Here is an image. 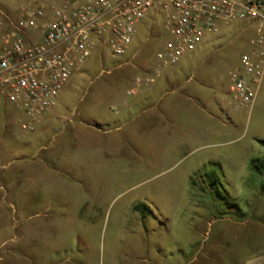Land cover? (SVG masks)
I'll return each instance as SVG.
<instances>
[{"label":"rangeland","instance_id":"374dc122","mask_svg":"<svg viewBox=\"0 0 264 264\" xmlns=\"http://www.w3.org/2000/svg\"><path fill=\"white\" fill-rule=\"evenodd\" d=\"M164 19L150 10L122 56L96 48L45 128L0 104V171L16 176L0 179V264H264V78L250 109L229 92L253 30L223 26L155 74Z\"/></svg>","mask_w":264,"mask_h":264},{"label":"built area","instance_id":"2783aa9c","mask_svg":"<svg viewBox=\"0 0 264 264\" xmlns=\"http://www.w3.org/2000/svg\"><path fill=\"white\" fill-rule=\"evenodd\" d=\"M152 9L165 13L170 34L155 53V74L223 26L252 28L249 50L229 73V92L236 109L253 106L264 77V0H51L16 14L0 8V104L12 105L20 128L33 131L94 50L126 54Z\"/></svg>","mask_w":264,"mask_h":264},{"label":"crops","instance_id":"0c3cea01","mask_svg":"<svg viewBox=\"0 0 264 264\" xmlns=\"http://www.w3.org/2000/svg\"><path fill=\"white\" fill-rule=\"evenodd\" d=\"M36 1L37 2L40 1V2H44L45 3V0H35V2ZM47 1H49V0H47ZM24 2H25V4L23 6H27V5L32 4L34 1H32V0H24ZM245 29H247V28H245V26L243 25V27L241 28V30H245ZM202 43H203V41H202ZM201 44L197 48H195L194 50L198 49L201 46ZM249 48H250V46L248 45V48L245 51L249 50ZM194 50H192V51H194ZM192 51H190V52H192ZM239 65H240V62H239ZM239 65H237L236 67H238ZM52 107H54V106H52ZM52 107L49 108L46 111V113H45L46 115L49 113V111L52 109ZM45 114H44V116L42 118L43 120L41 121V124H40V127L41 128H45V116H46ZM33 162L35 164L32 166V168H29L28 170H26L25 178H26V181L27 182H29V181L30 182H33L35 184L34 186H36V185H39V182H41V181L44 182V179H45V157L34 156L32 158V163ZM15 178H16V176H15L14 173H11V174L10 173L9 174H2V172L0 171V179H2L3 181H5L6 183H10V184L16 183L15 182V180H16ZM0 187L2 188L4 186L1 185ZM11 188L14 189V186H11ZM13 193L14 192L12 191V195H13Z\"/></svg>","mask_w":264,"mask_h":264},{"label":"trees","instance_id":"16d2710c","mask_svg":"<svg viewBox=\"0 0 264 264\" xmlns=\"http://www.w3.org/2000/svg\"><path fill=\"white\" fill-rule=\"evenodd\" d=\"M259 142H260L262 145H264V140H259ZM262 163H263V165H264V161H263Z\"/></svg>","mask_w":264,"mask_h":264}]
</instances>
